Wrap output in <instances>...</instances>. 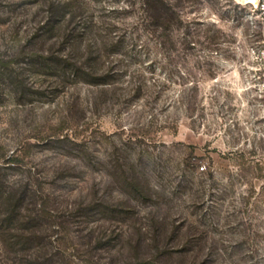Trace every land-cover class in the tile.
Masks as SVG:
<instances>
[{
	"label": "rangeland",
	"instance_id": "374dc122",
	"mask_svg": "<svg viewBox=\"0 0 264 264\" xmlns=\"http://www.w3.org/2000/svg\"><path fill=\"white\" fill-rule=\"evenodd\" d=\"M64 1L0 0V264H264L261 18Z\"/></svg>",
	"mask_w": 264,
	"mask_h": 264
},
{
	"label": "trees",
	"instance_id": "16d2710c",
	"mask_svg": "<svg viewBox=\"0 0 264 264\" xmlns=\"http://www.w3.org/2000/svg\"><path fill=\"white\" fill-rule=\"evenodd\" d=\"M76 1L77 0H68V1H64L62 4V7H63V9L65 8H67L66 6L67 5H69L70 3L71 4H73V3H76ZM68 2H70V3H68ZM51 9H52V11H54L53 10V6H51ZM52 18H54V16L52 17ZM57 22H59V18H57ZM56 22H53V21H50V29H51V31H53V33H56V31H54V30H57V28H56ZM49 27V26H48ZM75 67H77V66H75ZM78 68V67H77ZM84 73V76H86V77H88L89 75H91V72L89 71V69L87 70V71H84L83 72ZM89 79V78H88ZM86 81H88V82H97L98 80H94V77H93V79H89V80H86ZM21 196H19L17 199H14L13 198V195L12 194H10V193H6V194H4L3 195V197H2V199H3V201H2V204L3 205H6L7 206V209H8V214H6V216L3 218V221L5 222L4 223V229H5V231H6V229H8L9 230V226H10V223L11 222H13L14 220H12V217H13V215L15 214V212H16V207H17V205H18V203L19 202H21L22 201V198L23 197H21ZM15 203V204H14ZM17 203V204H16ZM97 206H98V204H97ZM3 228V227H2ZM21 229H20V231H17V232H15V234H12L13 236H12V238L14 239V242L15 243H17V244H22V247L23 248H25V249H28L27 248V246H28V242L31 240V238L32 237H34V235H36V227H34V226H30V227H25L24 225L23 226H21L20 227ZM4 235H6V233H3ZM7 237V236H6ZM93 237V239H95V243H94V247L95 248H98L100 245L103 247V245L106 243V242H108V240H106L105 242H104V240L100 237V235H96V236H92ZM96 237V238H95ZM5 239H7V238H5L4 237V240ZM91 241H88V243H90ZM24 254L25 255H30L28 252H26L25 250H24ZM86 259H88L89 260V257H86Z\"/></svg>",
	"mask_w": 264,
	"mask_h": 264
},
{
	"label": "built area",
	"instance_id": "2783aa9c",
	"mask_svg": "<svg viewBox=\"0 0 264 264\" xmlns=\"http://www.w3.org/2000/svg\"><path fill=\"white\" fill-rule=\"evenodd\" d=\"M245 3L251 5V12L260 17L264 24V0H255L254 2L245 0ZM250 54L253 55V59H255L252 66L254 71L253 76L258 83L259 89L264 94V38H262L259 46L251 47ZM202 168L203 167H201V169Z\"/></svg>",
	"mask_w": 264,
	"mask_h": 264
},
{
	"label": "bare ground",
	"instance_id": "6f19581e",
	"mask_svg": "<svg viewBox=\"0 0 264 264\" xmlns=\"http://www.w3.org/2000/svg\"><path fill=\"white\" fill-rule=\"evenodd\" d=\"M244 1V0H243ZM249 2H254L255 0H248Z\"/></svg>",
	"mask_w": 264,
	"mask_h": 264
}]
</instances>
